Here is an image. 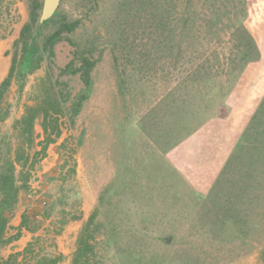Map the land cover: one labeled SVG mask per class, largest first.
Listing matches in <instances>:
<instances>
[{"label": "rangeland", "instance_id": "374dc122", "mask_svg": "<svg viewBox=\"0 0 264 264\" xmlns=\"http://www.w3.org/2000/svg\"><path fill=\"white\" fill-rule=\"evenodd\" d=\"M12 1L14 20L0 28V35L6 34L0 39V59L7 57L10 63L6 51H13L29 18V0ZM241 3L61 1L57 11L77 26L55 46L52 79L74 98L86 84L80 74L59 75L58 67L74 58L79 66L87 57L94 61L92 87L72 121L61 117V135L36 163L29 191L20 194L9 213L5 237L18 231L24 213L29 229L0 245L2 257L24 253L33 242L35 254L61 255L57 264H73L79 236L93 214L90 264H264V100L206 196L192 192L167 164L152 174L141 158L127 155L135 145L123 138L122 145L114 144V130L124 134L127 105L144 94L148 104L158 93L166 77L161 67L175 59L214 62L220 56L217 48L238 45ZM58 18L51 17L45 34L57 29ZM47 73L44 63L29 75L18 101L15 86L11 88L8 124L25 104L41 97L38 82ZM37 131L38 142L43 138L40 122Z\"/></svg>", "mask_w": 264, "mask_h": 264}, {"label": "crops", "instance_id": "0c3cea01", "mask_svg": "<svg viewBox=\"0 0 264 264\" xmlns=\"http://www.w3.org/2000/svg\"><path fill=\"white\" fill-rule=\"evenodd\" d=\"M241 5L237 46L217 48L214 62L175 59L161 67L158 93L148 104L145 94L131 101L124 134L114 130L115 146L123 139L135 145L128 156L141 158L152 174L167 164L202 196L219 182L264 100V0ZM9 66V58L0 59V82Z\"/></svg>", "mask_w": 264, "mask_h": 264}, {"label": "trees", "instance_id": "16d2710c", "mask_svg": "<svg viewBox=\"0 0 264 264\" xmlns=\"http://www.w3.org/2000/svg\"><path fill=\"white\" fill-rule=\"evenodd\" d=\"M12 3V0H0V28H8L14 20L11 14ZM28 7L29 18L22 25L19 36L13 43V51H6V54H11V63L7 75L0 82V245L19 239L22 229H29L27 215L24 213L18 231L10 237H5L10 220L9 213L18 203L20 194L29 191L36 163L46 156L49 144L61 135V117L67 116L72 121L81 111L92 87L91 71L94 61L85 57L79 66L75 65L74 58L64 67H58L59 75L80 74L86 84L85 88L74 98L70 97V90L67 89L64 94L62 88H56L57 84L51 76V71L56 66L55 46L65 38V32H72L77 24L70 23L56 11L53 16L59 17L58 27L45 34L44 26L52 19L39 22L42 0H29ZM5 37L6 34L0 35V39ZM44 63L48 64V73L38 82L41 97L36 99L35 103L25 104L23 113L14 117L8 124L13 107L8 96L11 88L15 86L18 101L27 77L40 69ZM38 122L43 131V138L37 142L40 137L37 131ZM35 144H39L40 148L33 149ZM94 219L95 215L92 214L79 236L73 264H90V255L94 251V244L91 242V238H94V230L91 229ZM33 245V242H29L24 253H10L6 258L0 255V264H57L60 260L61 255L46 257L35 254Z\"/></svg>", "mask_w": 264, "mask_h": 264}, {"label": "water", "instance_id": "95a60500", "mask_svg": "<svg viewBox=\"0 0 264 264\" xmlns=\"http://www.w3.org/2000/svg\"><path fill=\"white\" fill-rule=\"evenodd\" d=\"M62 0H42V10L39 18V22L50 19L58 10Z\"/></svg>", "mask_w": 264, "mask_h": 264}]
</instances>
